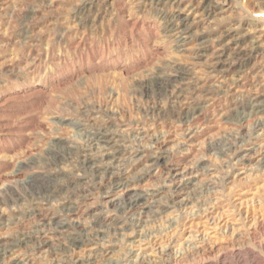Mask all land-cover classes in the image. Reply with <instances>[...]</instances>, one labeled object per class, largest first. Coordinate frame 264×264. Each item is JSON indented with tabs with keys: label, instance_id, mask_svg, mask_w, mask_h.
<instances>
[{
	"label": "rangeland",
	"instance_id": "obj_1",
	"mask_svg": "<svg viewBox=\"0 0 264 264\" xmlns=\"http://www.w3.org/2000/svg\"><path fill=\"white\" fill-rule=\"evenodd\" d=\"M263 13L0 0V264H264Z\"/></svg>",
	"mask_w": 264,
	"mask_h": 264
},
{
	"label": "bare ground",
	"instance_id": "obj_2",
	"mask_svg": "<svg viewBox=\"0 0 264 264\" xmlns=\"http://www.w3.org/2000/svg\"><path fill=\"white\" fill-rule=\"evenodd\" d=\"M257 17H259L258 15H257ZM109 154H111V153H109ZM109 157V156H108ZM93 162V161H92ZM111 174V173H110ZM109 174V175H110ZM116 178V177H115ZM101 180V179H100ZM111 180H112V178H111ZM113 181V180H112ZM142 200V198H141V196H138V197H136V198H131V199H128V200H125L123 203L125 204V207L128 209V210H131V209H133V208H135L139 203H140V201ZM69 224V223H68ZM78 238V237H77ZM26 240V239H25ZM71 241V240H70ZM72 241L73 242H77L78 241V239H76V238H72ZM71 241V242H72ZM6 251H3V253H2V255H0V256H4V255H6ZM3 258V257H2Z\"/></svg>",
	"mask_w": 264,
	"mask_h": 264
},
{
	"label": "built area",
	"instance_id": "obj_3",
	"mask_svg": "<svg viewBox=\"0 0 264 264\" xmlns=\"http://www.w3.org/2000/svg\"><path fill=\"white\" fill-rule=\"evenodd\" d=\"M263 14H264V13H263ZM258 16H262V15H259V14H258Z\"/></svg>",
	"mask_w": 264,
	"mask_h": 264
}]
</instances>
